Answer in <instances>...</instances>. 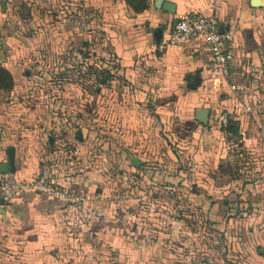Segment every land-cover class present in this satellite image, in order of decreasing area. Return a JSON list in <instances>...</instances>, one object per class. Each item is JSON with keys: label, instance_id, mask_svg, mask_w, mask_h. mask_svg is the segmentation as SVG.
<instances>
[{"label": "crops", "instance_id": "0c3cea01", "mask_svg": "<svg viewBox=\"0 0 264 264\" xmlns=\"http://www.w3.org/2000/svg\"><path fill=\"white\" fill-rule=\"evenodd\" d=\"M71 1L66 22L73 29H79L83 23L89 28L80 31L89 33L90 18L97 11L105 37L120 63L118 80L130 88L142 87V92L126 90L124 94L122 90L119 96L122 102L133 101L132 111L129 115L126 113L129 118L125 117L122 107L111 110V96L103 97L115 119V130L122 135L125 132L139 134V131L167 134L169 138L161 139L162 143L173 147L166 150L168 157L178 155L179 163L184 165L182 168L188 165L202 173L196 185L190 184L195 191L188 189L187 182L191 183L188 177L186 183L180 181L186 188L180 192L197 204L201 216L209 217L205 235L211 238V243L207 245L203 241L189 246L186 239L192 227L187 224L186 213L180 221L185 245L180 242L179 254H175L178 262L172 249L163 248L162 263L264 264V81L261 82L264 78V25L262 30L260 22L263 7L255 10L250 0H162L160 8L156 9V0H148L146 10L134 13L124 0ZM33 2L41 4V0H29L30 4ZM18 5L23 17L31 11L32 20L40 26L41 19L32 6L22 1ZM185 14L216 17L223 30L232 33L236 62L230 83H235L236 92H231L227 83L213 78L207 71L209 53L200 42L164 53L155 52V30L159 29L161 39L164 38L176 18ZM195 73L200 83L190 88L189 79ZM21 85L15 82L13 91L0 92V164L8 163L7 151L11 149L16 175L28 179L37 174L42 162L53 160L58 154L55 149L69 137L55 139L53 131L58 129H46L38 111L13 112L8 107L9 98ZM247 106L251 111L242 112ZM206 111L207 123L203 125L195 117ZM212 111L214 115L230 114L237 133L232 135L225 127H214ZM174 118V126L166 123L173 122ZM206 137L208 142H205ZM182 142L185 144L181 145ZM127 145L139 150L144 147L136 138ZM77 155L75 160L81 161V153ZM139 162V166L144 164ZM251 169H255L257 176ZM73 170L76 169L71 168L67 173L57 170L56 183L66 190L86 195L81 212L65 210L55 201L32 193L22 194L9 205L0 202V264H156V253L162 247H156L151 241L153 237L148 236L145 224L130 225L124 211L114 206L105 189L93 187L92 174L70 177L82 173V170ZM123 219H126L125 224L120 223ZM129 231L133 232L132 240L123 237ZM140 234L144 236L141 238ZM134 236L141 240L137 241ZM172 243L175 242L172 241L170 247H176ZM193 247L195 253L186 252Z\"/></svg>", "mask_w": 264, "mask_h": 264}, {"label": "rangeland", "instance_id": "374dc122", "mask_svg": "<svg viewBox=\"0 0 264 264\" xmlns=\"http://www.w3.org/2000/svg\"><path fill=\"white\" fill-rule=\"evenodd\" d=\"M20 1L32 6L41 19L40 26L32 20L33 17H21V4L18 5ZM261 2L264 5V0ZM70 3L73 2L41 0V4L35 5L34 2L30 4L29 0H0V40L3 42L0 66L11 74L17 85L22 83L20 89L17 88L13 97L9 98L11 102H8V107L14 110L13 112L38 111V115L44 118L46 129H58L53 131L55 139L69 137L62 140L60 143L62 146L55 149L60 159L58 171L63 170L67 173L71 168L76 169L72 172L82 170V173L72 174L70 177L83 173L92 174L95 182L93 187L96 190L105 189L114 206L124 211L130 225L144 223L150 233L148 236L153 237L151 241L156 243V247L159 245L162 247L160 251L158 250L159 253H156V264H163V248L172 249L174 251L172 254L178 255L180 242L185 245L183 241L185 233L181 229L180 221L186 213L189 221L187 224L192 227L186 239L189 246H196L203 241L207 245L210 244L211 238L205 235L210 222L209 217L201 216L196 208L197 204L188 200L185 193L180 192L181 189H186L183 183L188 177L191 179V183L187 182L188 189L195 191L196 188L190 184L196 185V180L202 178L201 171L195 172V167L190 168L188 165V168H182L183 164L179 163L178 155L168 157L166 150H173V147L168 140L166 141L168 144L162 143L163 138H169L167 134L164 136L139 131V134L125 132L122 135L115 130V119L99 93L100 70L117 69L114 72L117 76L107 91L114 94L115 100H119L122 90L124 94L126 90L129 93L135 90L142 92L140 89L142 87L130 88L118 80L120 63L105 37L99 13L96 11L92 14L90 32L83 33L80 30L83 31L84 27L87 29L89 26L81 23L79 29H73L71 24L66 22L67 6ZM260 10L264 16V6ZM261 26L263 30V24ZM263 81L264 78L261 82ZM151 85L153 87V84ZM13 90L14 87L11 91ZM104 92L106 91H103L105 96ZM131 101L129 99L127 103L121 105L122 101L119 100L117 110L122 107L125 117L132 111ZM139 106L142 107L143 103ZM215 115L213 114V117ZM140 121L144 123L141 118ZM166 123H173L174 126L175 118L173 122ZM212 125L217 126L215 121ZM133 138L144 146L141 150L127 145ZM205 140L208 142L207 137ZM176 144L180 146L178 140ZM184 144L182 142L181 145ZM78 150H81L83 161L75 160L77 154H80ZM135 158L144 164L135 167L132 164ZM78 162L81 163L77 164ZM251 170L253 175L257 174L255 169ZM181 180L184 182H180ZM261 184L260 182L258 186ZM247 203H250V199ZM82 208L80 207L78 211L81 212ZM125 220L120 223L125 224ZM77 233L74 232L75 235ZM132 233L129 231L123 237L132 240ZM143 233L147 236V233ZM135 236L134 239L137 238ZM142 236L144 235H141V238ZM171 239L176 247H170ZM195 249L193 247L186 252L195 253L193 252ZM175 258L178 262L179 257L175 255Z\"/></svg>", "mask_w": 264, "mask_h": 264}, {"label": "built area", "instance_id": "2783aa9c", "mask_svg": "<svg viewBox=\"0 0 264 264\" xmlns=\"http://www.w3.org/2000/svg\"><path fill=\"white\" fill-rule=\"evenodd\" d=\"M264 25V16L260 21ZM220 23L213 16L182 15L176 18L170 31L155 44L157 53H164L168 49L183 47L191 42H200L207 48L209 61L207 71L213 76L227 83L231 92H236L235 83H230L235 54L233 35L228 30L219 31ZM3 42L0 40V50ZM1 58V56H0ZM229 82V83H228ZM250 106L242 109V112H250ZM230 114L220 113L214 116L217 126L224 127L228 124ZM57 153V152H56ZM55 153V154H56ZM59 155L56 154L52 161L42 162L37 174L29 181H18L13 174H0V202L9 205L15 202L22 194L32 193L38 197H44L55 201L65 210L78 212L87 201L85 194H79L60 187L56 183V173L59 167Z\"/></svg>", "mask_w": 264, "mask_h": 264}, {"label": "trees", "instance_id": "16d2710c", "mask_svg": "<svg viewBox=\"0 0 264 264\" xmlns=\"http://www.w3.org/2000/svg\"><path fill=\"white\" fill-rule=\"evenodd\" d=\"M125 3L131 8V10L134 12V13H140V12H143L144 10L147 9L148 7V0H124ZM77 14H78V11H77ZM34 17L33 14H31V11L27 14V17ZM21 17L22 14H21ZM24 18V17H23ZM174 23V22H173ZM173 25V24H172ZM113 70V68H112ZM111 69L107 70V69H102L100 70V75H101V79L99 82L100 85H98V89L99 90V93L101 96L104 97L103 95V91H106L108 90L109 88V85L111 84V82H113L115 80V73L117 71V69H114L115 71H112ZM15 82L11 76V74L4 68H2L0 66V92H10L14 86ZM105 93V96L108 95V98L110 97V102H111V108L114 112V109L115 111L117 110V103H120V102H117L114 97L107 93V92H104ZM115 103V104H114ZM126 102H121V105L125 104ZM224 130L227 132V133H231L232 135H235L237 133V130L235 129V126H234V123L229 120L228 124L225 126ZM13 176L18 180V181H29L31 180L32 178L29 177L28 179H22L21 177H19L18 175H16V173H13Z\"/></svg>", "mask_w": 264, "mask_h": 264}, {"label": "water", "instance_id": "95a60500", "mask_svg": "<svg viewBox=\"0 0 264 264\" xmlns=\"http://www.w3.org/2000/svg\"><path fill=\"white\" fill-rule=\"evenodd\" d=\"M161 3H162V0H156L155 1V8L156 9H159L160 6H161ZM249 4L251 7L253 8H262L264 5L263 3L261 2V0H250L249 1ZM219 31L221 32L222 31V27L220 26L219 27ZM154 38H155V43L158 44L160 39H161V32L159 29L155 30L154 32ZM190 88H194L195 86H198L199 85V76H198V73H195L194 76H192L190 79ZM207 117H208V112H203L199 115H196V120L198 122H200L201 124L203 125H206L207 123ZM50 143H51V140H50ZM7 154H8V163L5 164H0V174L3 175V174H13L15 173V168H14V160H13V152L11 149H9L7 151ZM135 167H138L140 165V162L137 161V160H134L133 163H132Z\"/></svg>", "mask_w": 264, "mask_h": 264}]
</instances>
